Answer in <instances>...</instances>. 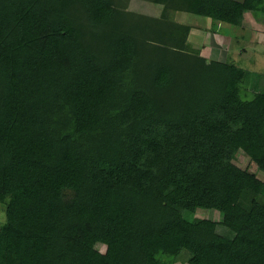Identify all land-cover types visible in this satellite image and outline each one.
<instances>
[{
    "label": "trees",
    "instance_id": "trees-1",
    "mask_svg": "<svg viewBox=\"0 0 264 264\" xmlns=\"http://www.w3.org/2000/svg\"><path fill=\"white\" fill-rule=\"evenodd\" d=\"M131 1L0 0V264H264V93L174 21L264 0Z\"/></svg>",
    "mask_w": 264,
    "mask_h": 264
},
{
    "label": "rangeland",
    "instance_id": "rangeland-1",
    "mask_svg": "<svg viewBox=\"0 0 264 264\" xmlns=\"http://www.w3.org/2000/svg\"><path fill=\"white\" fill-rule=\"evenodd\" d=\"M162 8V6H157L153 2H150V0H132L129 4V9L150 17H160ZM255 14L257 17L258 15L261 17L263 16L261 13ZM252 16L255 17L254 15ZM174 21L182 25L191 26L192 30L189 35V42L196 49H201V54L208 59L216 58V33L213 30V23L209 18L198 17L186 12H177ZM259 21L260 20L255 18V20L252 19L251 22H249L248 18L246 19V17H244L241 27L224 24L223 26L219 24L218 27H222L221 30L226 33L224 36L228 38L225 41L224 49H227L230 53L228 56L229 61L252 72V90L254 92H262V90L258 88L264 89V45L258 42L262 37L264 38V24L262 25ZM218 34L223 35L221 32ZM235 164L243 169H250L257 174L260 180L264 181V173L257 170V166L242 152H239ZM197 217L211 219L217 223L221 221L217 211H198ZM219 228L222 232L231 231L230 228L225 226H220ZM106 249L104 245L98 247V250L102 253H105ZM192 258L193 255L191 253L184 251L175 264H191L190 261Z\"/></svg>",
    "mask_w": 264,
    "mask_h": 264
},
{
    "label": "crops",
    "instance_id": "crops-1",
    "mask_svg": "<svg viewBox=\"0 0 264 264\" xmlns=\"http://www.w3.org/2000/svg\"><path fill=\"white\" fill-rule=\"evenodd\" d=\"M256 13H261V14H263V16L261 17L260 15H258V17H257V15L255 13H247V14H245V17H246V19L248 18L249 22H251L252 19L255 20V18H256L257 20H260L259 22L263 25L264 24L263 23L264 22V9L261 12H256ZM252 15H254L255 17H253ZM259 17H261V18H259ZM261 29H263V28H261ZM213 34H215V33H213ZM227 39L228 38H226L224 35L216 33V45H217L216 49L217 50H216V58H212L213 60H220V61H226V62L229 61L228 56L230 53L227 51V49H224V44H225V41ZM258 42H260L261 45H264V38L262 37L260 39V41H258ZM254 45H257V44H254ZM258 89L264 91V89H261V88H258Z\"/></svg>",
    "mask_w": 264,
    "mask_h": 264
}]
</instances>
